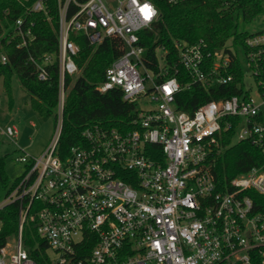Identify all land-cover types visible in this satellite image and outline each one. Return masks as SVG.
I'll list each match as a JSON object with an SVG mask.
<instances>
[{
    "label": "built area",
    "instance_id": "obj_1",
    "mask_svg": "<svg viewBox=\"0 0 264 264\" xmlns=\"http://www.w3.org/2000/svg\"><path fill=\"white\" fill-rule=\"evenodd\" d=\"M23 1L28 7L4 31V39L27 48L35 38L31 15L40 14L48 23L55 19L56 51L44 54L41 63L31 56L29 62L39 81L47 80L51 64L57 65L56 124L39 156L15 150V162L24 169L0 200V210L16 202L18 226L15 235L0 239V264H38L23 244L26 221L35 223L45 244L40 256L46 264H264V11L245 49L231 40L212 51L202 40L173 42L192 83L213 88L215 95L217 85L233 83L237 90L205 101L190 114L176 108L175 97L191 83L182 87L176 76L158 78L143 62L138 32L157 20L156 0ZM105 38L116 39L122 52L96 89H119L124 101L137 103L132 128L88 127L83 143L60 158L65 78L79 72L80 44L96 46ZM156 59L165 75L159 49ZM0 62H7L5 55ZM230 130L233 142L259 149L263 162L220 184L210 160ZM0 135L17 146L15 126H0ZM32 249L41 253L36 244Z\"/></svg>",
    "mask_w": 264,
    "mask_h": 264
},
{
    "label": "trees",
    "instance_id": "obj_2",
    "mask_svg": "<svg viewBox=\"0 0 264 264\" xmlns=\"http://www.w3.org/2000/svg\"><path fill=\"white\" fill-rule=\"evenodd\" d=\"M158 9L157 20L146 29L138 32L139 45L144 49L143 62L148 70L158 78L176 76L179 84L184 87L176 94L175 105L180 111L192 113L199 105L211 99H224L237 93L233 83L217 85V94L211 93L192 79L186 70L178 63L177 51L173 42L187 44L204 41L208 50L221 48L226 41L245 49L244 41L249 33L238 30L239 23H251L255 17L264 11V0H185L177 4H167L154 1ZM28 4L23 0H0V54L7 58L6 63L0 62V89L6 95L8 110L13 101L11 82L16 78L21 87L28 93L30 107L41 118H52L56 124L58 101V70L56 63L48 67V78L39 81L35 66L29 62L33 57L41 63L42 56L56 51V21L46 22L42 15L33 14L35 22V38L27 48H18L16 42L7 43L5 32L10 31L13 21L21 16ZM9 28V29H8ZM73 38V37H72ZM164 53L166 74L159 72L156 50ZM122 52L121 44L114 38H105L96 46H88L82 42L76 60L79 73L67 76L64 81L67 90L61 115V129L58 137L56 154L64 158L72 146L83 143L82 132L92 126L103 129L128 130L132 128V120L136 117L138 105L136 102H126L122 99L119 89L113 88L100 93L96 87L105 80L106 68ZM234 70L240 77L242 68L235 58ZM174 69L176 71H174ZM234 130L224 133L220 146L211 157L210 170L216 182L224 184L232 176L244 172L263 162L259 149L248 142H233ZM158 152V148H157ZM160 154V150H159ZM7 154L0 156V200L6 197L17 183L8 179L4 172V160ZM0 239L15 235L18 226V204H6L0 210ZM23 244L29 255L38 264H46L44 254L45 244L36 235V225L26 221L23 226ZM38 245L39 253L33 250Z\"/></svg>",
    "mask_w": 264,
    "mask_h": 264
},
{
    "label": "rangeland",
    "instance_id": "obj_3",
    "mask_svg": "<svg viewBox=\"0 0 264 264\" xmlns=\"http://www.w3.org/2000/svg\"><path fill=\"white\" fill-rule=\"evenodd\" d=\"M262 15L259 14L255 19L246 25L239 23L238 30L248 33L254 32L261 27ZM241 62H244L243 51L237 49ZM79 73V72H78ZM77 73V74H78ZM250 82V79L247 80ZM12 107L8 110L7 98L0 89V126L13 125L18 131L17 146L8 143L0 135V156L7 154L4 160V172L8 179L14 181L23 172L24 166L16 163L18 155L16 148L27 155L37 157L49 145L55 131V124L52 118L43 119L30 107L28 93L21 87L16 78L11 82ZM31 123L33 126H31ZM13 243V240H10ZM10 250V249H9Z\"/></svg>",
    "mask_w": 264,
    "mask_h": 264
},
{
    "label": "snow or ice",
    "instance_id": "obj_4",
    "mask_svg": "<svg viewBox=\"0 0 264 264\" xmlns=\"http://www.w3.org/2000/svg\"><path fill=\"white\" fill-rule=\"evenodd\" d=\"M151 14H152V13H151V11L149 10V11H148V16L150 17V16H151Z\"/></svg>",
    "mask_w": 264,
    "mask_h": 264
}]
</instances>
